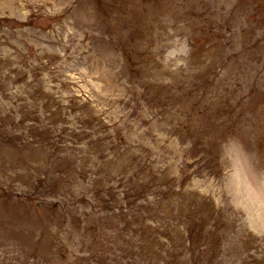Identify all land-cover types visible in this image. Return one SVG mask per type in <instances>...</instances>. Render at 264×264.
Wrapping results in <instances>:
<instances>
[{
  "label": "rangeland",
  "instance_id": "374dc122",
  "mask_svg": "<svg viewBox=\"0 0 264 264\" xmlns=\"http://www.w3.org/2000/svg\"><path fill=\"white\" fill-rule=\"evenodd\" d=\"M0 264H264V0H0Z\"/></svg>",
  "mask_w": 264,
  "mask_h": 264
}]
</instances>
